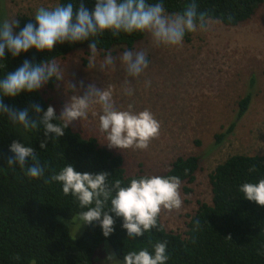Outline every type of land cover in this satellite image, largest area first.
Instances as JSON below:
<instances>
[{"label": "trees", "instance_id": "trees-1", "mask_svg": "<svg viewBox=\"0 0 264 264\" xmlns=\"http://www.w3.org/2000/svg\"><path fill=\"white\" fill-rule=\"evenodd\" d=\"M57 2L66 3L67 0ZM93 2L85 0L89 8ZM189 2L163 0L170 13L181 12ZM195 2L198 12H204L214 21L229 27L249 21L264 4V0ZM0 18H3L1 5ZM31 18L25 14L15 17L21 28ZM18 31L19 28L14 29V33ZM144 37L145 33L113 34L106 31L92 39L97 51L105 56L108 53L113 55L114 49L133 50ZM89 43L69 45L65 42L55 46L51 52L29 49L15 58L6 52L0 76L19 67L25 59L34 63L56 60L88 47ZM54 84L50 81L46 84L47 89L53 90ZM2 99L15 109H24L33 103L44 109L49 105L39 90ZM249 102V93L238 101L235 119L225 131L215 135L217 143L233 130ZM29 115L38 119L30 108ZM43 139L42 127L25 131L20 125H12L6 116L0 117V264H93V255L103 242H108L114 255L120 258L133 249L148 248L151 251V245L157 241H167V264H264V206L245 199L238 190L244 182L264 178V155L233 154L217 164L208 174L210 202L198 204L182 235L166 230L158 216L156 227L140 237L129 238L121 227V218L114 217V231L109 237L105 238L99 225L93 222L85 225L78 238H72L58 217L68 220L82 209L74 197L65 195L61 186L51 181V175L64 164H72L79 172L106 171L109 183L119 179L124 184L131 177L144 174L126 175L122 156L100 146L93 137H82L70 126L61 137L49 134L46 149L40 148ZM13 140L34 149L45 168L43 177L31 179L25 175L26 169L7 165V159L12 155L8 146ZM30 163L26 158V166ZM199 163L200 157L196 155L177 157L167 171L158 175H176L181 183H191Z\"/></svg>", "mask_w": 264, "mask_h": 264}, {"label": "clouds", "instance_id": "clouds-1", "mask_svg": "<svg viewBox=\"0 0 264 264\" xmlns=\"http://www.w3.org/2000/svg\"><path fill=\"white\" fill-rule=\"evenodd\" d=\"M214 21L204 12H198L195 0H190L181 12L170 13L163 0H94L91 8L85 0H67L54 6H40L24 26L19 27L15 18H0V68L4 67L6 52L15 58L29 49L51 52L55 46L90 41L89 52L96 56V43L92 39L108 31L113 34L147 33L157 46L179 47L186 34L207 32ZM19 28L14 33V29ZM116 57L110 53L103 57L99 67L108 70L115 66ZM119 62L128 77L137 78L149 66L146 51L123 50ZM64 80L63 70L55 60L34 63L25 59L11 72L0 76V117L6 116L12 125L25 131L43 128L44 139L40 148L46 149L49 134L61 137L75 120L86 119L93 105L99 106L98 128L109 148L145 149L149 141L159 135L160 122L148 109L135 110L132 104L118 110L110 87H97L94 83L80 82V89L70 95L59 115L52 105L46 109L33 103L24 109H15L3 102V97H17L21 93H34L50 81ZM72 90L75 85H70ZM127 95H132L130 89ZM29 108L38 116L33 119ZM59 121V123H57ZM9 147L12 154L7 159L9 167L26 169L31 179L44 176L45 168L31 146L13 140ZM26 158L31 161L26 166ZM109 173L76 171L72 164L51 175V181L61 186L65 195H71L82 209L78 213L80 226L97 223L107 238L114 231V217L121 218V227L129 238L140 237L156 227L161 210H179L182 206L180 178L176 175H139L126 183L117 179L108 181ZM45 182H48L47 180ZM243 197L264 206V178L244 182L238 186ZM197 225L199 224L196 221ZM167 241H157L148 248L129 250L117 258L109 252L100 264H167Z\"/></svg>", "mask_w": 264, "mask_h": 264}, {"label": "rangeland", "instance_id": "rangeland-1", "mask_svg": "<svg viewBox=\"0 0 264 264\" xmlns=\"http://www.w3.org/2000/svg\"><path fill=\"white\" fill-rule=\"evenodd\" d=\"M57 0H0L3 18L33 16L40 6H54ZM144 50L150 61L137 78L128 77L119 62L121 49H114L115 66L102 70L104 55L92 57L88 47L73 51L55 61L60 64L64 80L55 82L53 90L44 85L39 91L59 115L70 95L82 94L80 82L110 87L118 110L129 104L139 111L148 108L160 122L159 135L145 149L109 148L98 128L99 106L89 109L86 119L69 126L82 137H93L98 144L122 156L126 175H158L168 170L177 157H200L194 181L180 184L182 206L179 210H161L164 228L183 234L186 222L200 202L211 199L208 174L233 154L264 155V4L245 23L229 27L216 21L207 32L186 34L179 47L154 45L149 34L133 51ZM70 85H75L72 90ZM130 89L132 95H127ZM250 94L246 112L221 142L215 135L225 131L235 119L238 101ZM72 238H78L85 225L78 215L58 217ZM113 250L103 242L93 255V264ZM114 254V253H113Z\"/></svg>", "mask_w": 264, "mask_h": 264}]
</instances>
